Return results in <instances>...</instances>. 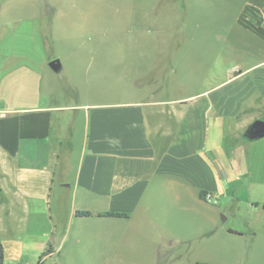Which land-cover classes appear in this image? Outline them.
Returning a JSON list of instances; mask_svg holds the SVG:
<instances>
[{
  "label": "rangeland",
  "instance_id": "rangeland-1",
  "mask_svg": "<svg viewBox=\"0 0 264 264\" xmlns=\"http://www.w3.org/2000/svg\"><path fill=\"white\" fill-rule=\"evenodd\" d=\"M225 3L0 0V110L46 106V97L67 106L185 98L246 71L227 88L239 87L228 98L241 109L227 120H264V44L243 31L230 36L232 7ZM256 99L259 110L251 108ZM239 129L228 127L225 139L210 136L225 173L211 234L202 235L197 221L192 229L164 226L155 234L100 226L99 235L82 229L78 243L74 223L68 229L63 220L44 251L5 246L3 264H38L43 252L40 264H264V137L246 140Z\"/></svg>",
  "mask_w": 264,
  "mask_h": 264
},
{
  "label": "crops",
  "instance_id": "crops-1",
  "mask_svg": "<svg viewBox=\"0 0 264 264\" xmlns=\"http://www.w3.org/2000/svg\"><path fill=\"white\" fill-rule=\"evenodd\" d=\"M225 1L232 7L230 36L243 31L264 44V0ZM242 72L213 92L185 98L151 95L67 106L51 105L46 97V106L0 110L2 246L42 252L46 238H53L65 220L68 229L74 223L78 243L82 229L99 235L100 226L155 234L164 226L192 229L197 221L202 235L214 232L225 173L210 136L225 139L228 127L239 126L243 137L250 124L233 116L227 120L229 112L241 110L228 98L239 87L227 88ZM224 74L229 76L228 70ZM258 101L251 108L259 110ZM200 191L216 203L202 200ZM77 210L91 215L77 217ZM105 213L127 217L99 216Z\"/></svg>",
  "mask_w": 264,
  "mask_h": 264
},
{
  "label": "water",
  "instance_id": "water-1",
  "mask_svg": "<svg viewBox=\"0 0 264 264\" xmlns=\"http://www.w3.org/2000/svg\"><path fill=\"white\" fill-rule=\"evenodd\" d=\"M49 66L55 72L60 69L58 60L49 62ZM262 137H264V120L260 119L254 120L252 123H250L243 134V138L250 141L260 139Z\"/></svg>",
  "mask_w": 264,
  "mask_h": 264
},
{
  "label": "trees",
  "instance_id": "trees-1",
  "mask_svg": "<svg viewBox=\"0 0 264 264\" xmlns=\"http://www.w3.org/2000/svg\"><path fill=\"white\" fill-rule=\"evenodd\" d=\"M205 195L206 193L203 192V191H200L199 192V196L202 200L206 201L204 198H205ZM75 215L77 217H89L91 214L90 212L88 211H75ZM99 216H106V217H115V218H126L127 216L125 214H118V213H105L103 215H99ZM46 256V253L43 252L41 255H40V259L38 261V264H40L43 260V258ZM0 264H3V246L2 244L0 243Z\"/></svg>",
  "mask_w": 264,
  "mask_h": 264
},
{
  "label": "built area",
  "instance_id": "built-area-1",
  "mask_svg": "<svg viewBox=\"0 0 264 264\" xmlns=\"http://www.w3.org/2000/svg\"><path fill=\"white\" fill-rule=\"evenodd\" d=\"M206 201H210V202H213V203H216V201L213 199V197L210 195V194H208V193H206V195H205V198H204Z\"/></svg>",
  "mask_w": 264,
  "mask_h": 264
},
{
  "label": "flooded vegetation",
  "instance_id": "flooded-vegetation-1",
  "mask_svg": "<svg viewBox=\"0 0 264 264\" xmlns=\"http://www.w3.org/2000/svg\"><path fill=\"white\" fill-rule=\"evenodd\" d=\"M249 125V124H248ZM247 128V127H246ZM246 130V129H245ZM245 132V131H244ZM244 134V133H243Z\"/></svg>",
  "mask_w": 264,
  "mask_h": 264
}]
</instances>
